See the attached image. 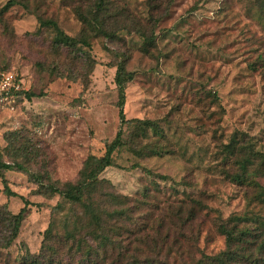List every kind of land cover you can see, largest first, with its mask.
<instances>
[{"label":"rangeland","instance_id":"obj_1","mask_svg":"<svg viewBox=\"0 0 264 264\" xmlns=\"http://www.w3.org/2000/svg\"><path fill=\"white\" fill-rule=\"evenodd\" d=\"M9 1L0 0V73L22 75L35 97L0 114V158L9 160L5 135L17 132L40 151L54 180L75 182L87 158L103 156L119 131L116 64L118 55L128 57L135 79L125 117L160 129L137 138L135 124L126 125L127 148L101 178L114 192L143 198L142 214L153 221L166 220L171 206L196 205L195 221L181 231L186 256L222 252L217 225L232 216L258 218L248 225L264 232V20L253 0H108L113 41L57 52L53 31L38 18L79 37L76 8L86 12L94 0H15L6 8ZM153 34L154 43L146 42ZM84 54L94 68L82 65ZM57 65L64 76L50 73ZM5 175L19 196H6L0 179V205L16 214L20 196L31 203L19 238L0 249V264H17L27 250L40 252L49 207L60 198L36 195L23 173Z\"/></svg>","mask_w":264,"mask_h":264},{"label":"trees","instance_id":"obj_2","mask_svg":"<svg viewBox=\"0 0 264 264\" xmlns=\"http://www.w3.org/2000/svg\"><path fill=\"white\" fill-rule=\"evenodd\" d=\"M253 1L260 18L264 20V0ZM108 2L94 0L86 12L80 7L76 8L75 12L83 24L79 37L65 34L54 20L39 17L38 22L40 28L53 31V49L56 52L62 48H91L92 39L104 37L113 41L116 37ZM15 4V0H10L6 8ZM152 37L146 42L154 43V34ZM83 57L86 61L82 65L89 70L94 68L96 63L90 55L84 54ZM118 58L120 61L116 64L115 84L121 122L119 131L106 146L103 156L87 158L75 182L54 180L40 160V151L33 144L25 141L17 132L5 135L7 145L3 151L9 160L0 158L3 193L8 197L19 196L10 189L5 175L8 171H17L27 175L36 186V195L47 199L60 198L55 206L49 207L52 217L44 233L40 252L32 254L27 250L17 264H264V232L259 227L248 225L250 221L256 223L258 218L232 216L221 221L217 227L225 238V249L215 256H186L183 242L180 241L181 231L196 219L195 201V206L190 210H187L184 202L176 208L171 206L173 210L165 216L167 221L164 217V220L159 218L153 221L152 213L142 214L145 204L143 198L132 200L114 192L111 183L101 178L102 173L114 165V155L127 148L124 139L126 125L135 124L137 138L140 135L145 137L149 129H160L154 122L126 119V89L135 79V73L127 69L128 57L123 59L118 55ZM57 72L58 76H64L59 73V65L50 71L52 75ZM68 77L72 78L70 75ZM33 97L35 95L29 89L23 90L18 105ZM230 149L233 152L235 150L233 145ZM242 168L247 172L245 164ZM20 198L24 207L16 214L0 205V249L13 246L19 238L23 222L30 215L31 203L22 196ZM261 198L264 200V189Z\"/></svg>","mask_w":264,"mask_h":264},{"label":"built area","instance_id":"obj_3","mask_svg":"<svg viewBox=\"0 0 264 264\" xmlns=\"http://www.w3.org/2000/svg\"><path fill=\"white\" fill-rule=\"evenodd\" d=\"M23 90H26V86L20 74L14 71L0 73V114L15 111Z\"/></svg>","mask_w":264,"mask_h":264}]
</instances>
